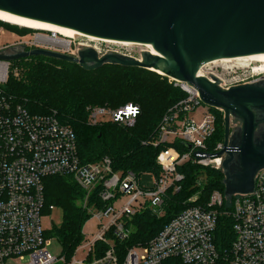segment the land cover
Segmentation results:
<instances>
[{"label":"built area","instance_id":"2783aa9c","mask_svg":"<svg viewBox=\"0 0 264 264\" xmlns=\"http://www.w3.org/2000/svg\"><path fill=\"white\" fill-rule=\"evenodd\" d=\"M23 40L20 37L15 47L39 48L33 43L28 46ZM35 43L39 42L35 39ZM7 48L4 46L0 51ZM209 64L203 65L196 77L213 79L225 90L242 83L243 79L229 81L222 73L218 75ZM219 68L230 70L225 65ZM9 72L10 62L0 61V264H264V169L255 174L252 192L226 200L224 193L214 190L205 207L184 209L145 245L122 246L130 237L129 222L133 216L144 211L157 218L164 215L170 193L181 190L184 176L178 172L180 165L190 162L221 170L223 157L201 160L193 157L195 152L215 154L222 149L220 143L209 150L216 116L201 102L193 87L168 78L186 97L163 115L155 130L150 143L154 147L163 146L156 157L160 172L152 187L142 189L137 175L114 170L109 157L94 164H81L75 134L59 121L56 112L30 114L11 104L2 91ZM13 75L18 77V72ZM201 106L203 109L199 110ZM86 111L92 126L111 123L132 127L140 115L139 106L133 103L117 108L88 106ZM183 143L190 145L191 150L187 151ZM178 144L185 152L177 150ZM54 176L74 179L84 192L83 207L89 219L97 222V233L90 238L85 236L84 244L81 231L82 241L69 260L61 254L53 257L48 253V239L41 226L45 207L43 181ZM200 184L198 180L197 185ZM92 195L99 206L89 205ZM124 197L122 202L120 199ZM197 197L187 202L193 203ZM53 210V206L48 208ZM219 216L232 222L233 240L229 251L224 253L213 241ZM83 249L84 260H76V251Z\"/></svg>","mask_w":264,"mask_h":264},{"label":"water","instance_id":"95a60500","mask_svg":"<svg viewBox=\"0 0 264 264\" xmlns=\"http://www.w3.org/2000/svg\"><path fill=\"white\" fill-rule=\"evenodd\" d=\"M0 11L100 39L150 44L157 56L145 53L143 60L117 53L98 56L92 48L75 57L47 48L11 46L0 51V61L40 56L77 64L86 71L104 64L158 69L164 77L186 83L205 106L223 113L222 149L215 154L195 152L193 157H223L226 200L252 192L255 174L264 169V133L256 138L259 123L254 112H264V86L225 90L215 80L196 74L219 59L264 54V0H0ZM233 116L241 123L237 144L229 142ZM182 145L191 150L190 145ZM234 159L238 173L231 169Z\"/></svg>","mask_w":264,"mask_h":264},{"label":"trees","instance_id":"16d2710c","mask_svg":"<svg viewBox=\"0 0 264 264\" xmlns=\"http://www.w3.org/2000/svg\"><path fill=\"white\" fill-rule=\"evenodd\" d=\"M0 26L10 29L12 33L17 32L18 36L31 32L26 28L17 30V26L1 22ZM14 71L18 72V77H14ZM150 72L114 64L86 71L77 64L37 56L10 62L8 80L2 91L11 104L21 106L30 114L56 112L59 121L69 126L75 134L81 164H94L106 156L111 159L114 170L132 172L137 176L151 172L158 176L160 170L156 157L163 146L154 147L150 142L163 115L183 100L186 94L169 85L166 77ZM127 103L136 104L140 108V115L132 127L111 123L89 125L86 111L88 106L117 108ZM211 111L216 116V124L209 150L223 143L224 139L222 113L214 109ZM176 147L180 152H185L181 145ZM178 172L184 176L181 190L170 193L164 215L157 218L144 211L133 216L129 222L133 231L129 239L122 243L123 247L145 245L184 209L191 206L205 207L214 190L224 193L222 170L186 162L178 167ZM48 178L49 182L45 184ZM68 178L54 176L43 181L44 210L53 206L62 211L60 224L45 232V237L56 239L61 255L66 260L71 258L81 243L83 225L90 218L83 207L84 192ZM198 180L201 181L200 185H197ZM196 193L197 200L187 202ZM94 204L100 205L96 196L92 195L89 205ZM232 240L231 220L219 216L213 233L216 248L221 253L227 252Z\"/></svg>","mask_w":264,"mask_h":264},{"label":"rangeland","instance_id":"374dc122","mask_svg":"<svg viewBox=\"0 0 264 264\" xmlns=\"http://www.w3.org/2000/svg\"><path fill=\"white\" fill-rule=\"evenodd\" d=\"M1 22V21H0ZM4 23V22H1ZM5 24V23H4ZM7 24V23H6ZM10 25V24H9ZM13 26V25H12ZM16 27V26H13ZM17 30L22 29L20 27H16ZM30 30V29H29ZM31 32H27L25 33V35H17V32L12 33V31L8 28H4L0 26V48L7 46H16L18 41H20V37H23L24 40V44L28 43V46H31V44L29 43H33L34 45H36L39 48H47L53 51H57L60 53H65L68 55H72V56H77V52L79 51L78 49H82L83 47H81V45L84 46H89L92 49H94L96 51V53L98 54V56L104 55V54H109V53H117V54H121V55H126L138 60H142L144 58V54L147 53V48L143 45V44H139V45H120V44H115V43H108V42H103V41H91L89 38L87 37H81V36H77L74 39H70L69 40V45L66 47H59V46H55V45H50V44H46V43H35V37L37 34H41V36L43 35L44 37H50L51 34L49 32H41V31H34V30H30ZM38 37V36H37ZM57 38H61L60 36H58ZM38 42V41H37ZM106 65V64H104ZM225 65L227 67H229L230 70H227V72L225 71H221V69L219 68L220 66ZM210 67H212V71L216 72L218 75H221V73L224 75V77L229 80V81H234L237 79H245L246 77H250L253 76L254 78H256L257 76H259V74H256L253 71L254 67H257L258 64L256 62H252L251 65H249V67H240L238 65H235V62H231V63H222L220 61H218L217 63H210L209 64ZM146 70V69H145ZM149 71V70H147ZM152 73V72H150ZM154 73V72H153ZM160 74V72H158ZM161 75V74H160ZM167 83L169 85H171L169 83L168 78H166ZM199 110L203 109V106L199 107ZM195 114L192 115L193 119H194ZM88 121V119H87ZM102 122V120H99ZM89 123V121H88ZM90 125V124H89ZM238 125V123L236 121H232V119H230V125L229 128L231 129L232 127H236ZM207 168L210 169H214L212 166H209ZM69 177V178H68ZM67 178L70 180V182H74V179L70 176H67ZM155 180V175L151 172H145L142 173L138 176V181H139V185L140 188L142 189H147L153 186ZM45 184H47L49 182V178L45 179ZM198 196V193L194 194L192 197H196ZM122 202L125 200L124 198L120 199ZM116 205V204H115ZM114 205V207L116 208V206ZM62 219V211L60 208L55 207L53 211H48L47 209H45L42 212L41 215V226L42 228L45 230V232L51 230V228L53 226H58L61 222ZM96 220L91 218L89 220H87V222H85V224L83 225L82 228V232H83V242L82 244H84L85 241V236L87 238H90L91 236L93 237L98 229L96 228ZM131 230L133 231V228L131 227ZM48 239V245L46 247L48 253L53 256V257H59L61 254V248L59 243L56 241V239L54 237H49ZM133 245V244H131ZM141 252V249L139 250ZM85 253L86 250H78L76 251L74 258L78 261H83L84 257H85Z\"/></svg>","mask_w":264,"mask_h":264},{"label":"bare ground","instance_id":"6f19581e","mask_svg":"<svg viewBox=\"0 0 264 264\" xmlns=\"http://www.w3.org/2000/svg\"><path fill=\"white\" fill-rule=\"evenodd\" d=\"M0 21L14 25L20 28H26L34 31H41V32H49L51 34L50 37H44V36H36V41L50 44V45H55L59 47H66L69 45V40L74 39L77 36L81 37H87L91 41H103V42H108V43H115V44H120V45H139L140 43H132V42H119V41H114V40H108V39H100L88 35H84L82 33L76 32L71 29H67L64 27H59L56 25L48 24V23H43V22H38V21H33L29 19H24L18 16L11 15L9 13H6L4 11H0ZM60 36L61 38H57ZM147 48V53H150L152 56H157L156 51L152 48L150 44H143ZM217 61H220L222 63H231L235 62V65L242 66V67H249L252 62H256L258 64L257 67L253 68V71L256 74L262 75L264 74V54H254V55H249V56H244V57H236V58H229V59H219ZM217 61H214L217 63ZM149 71L155 72L158 75L161 74L163 76L164 74L158 70V69H149ZM160 72V74L158 73ZM219 161V160H216Z\"/></svg>","mask_w":264,"mask_h":264},{"label":"flooded vegetation","instance_id":"af4514ba","mask_svg":"<svg viewBox=\"0 0 264 264\" xmlns=\"http://www.w3.org/2000/svg\"><path fill=\"white\" fill-rule=\"evenodd\" d=\"M81 47H83V48L78 49L79 51L77 52V56H78L80 51L86 50L87 48H91L87 45L86 46L81 45ZM248 84H261L262 86H264V74L259 75L256 78H254L253 76H250V77L248 76L245 79H243L242 83H240L239 85H248ZM254 112H255V116H256V121H258V123H259L255 136H256V138H260L261 135L264 133V112L259 111V110H255ZM230 119H232V121H236L238 123V125L236 127H232L231 129L229 128V142L231 144H237L240 140L241 123L237 117L233 116ZM231 169L234 173H238L240 171V167H239L236 159L233 160L232 165H231Z\"/></svg>","mask_w":264,"mask_h":264}]
</instances>
